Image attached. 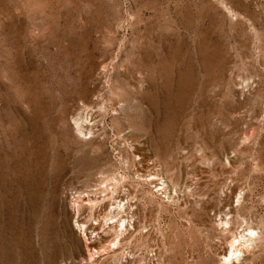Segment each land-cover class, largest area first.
Listing matches in <instances>:
<instances>
[{
	"label": "rangeland",
	"instance_id": "1",
	"mask_svg": "<svg viewBox=\"0 0 264 264\" xmlns=\"http://www.w3.org/2000/svg\"><path fill=\"white\" fill-rule=\"evenodd\" d=\"M233 185L264 264V0H0V264H89L86 191L144 225L94 264H219L202 200Z\"/></svg>",
	"mask_w": 264,
	"mask_h": 264
},
{
	"label": "bare ground",
	"instance_id": "2",
	"mask_svg": "<svg viewBox=\"0 0 264 264\" xmlns=\"http://www.w3.org/2000/svg\"><path fill=\"white\" fill-rule=\"evenodd\" d=\"M203 51V50H202ZM206 52V51H205ZM205 55V54H204ZM207 55V54H206ZM205 55V56H206ZM203 56V57H205ZM128 77V76H127ZM163 84V83H162ZM172 87V85H171ZM89 90V89H87ZM86 90V91H87ZM91 92V91H89ZM94 93V92H93ZM86 94V93H85ZM89 95V94H87ZM90 97V96H89ZM92 97V95H91ZM90 97V98H91ZM88 98V97H87ZM185 98V97H184ZM91 100V99H90ZM155 100V99H154ZM156 105V104H155ZM183 105V104H182ZM157 108V107H156ZM121 112V111H120ZM179 113V112H178ZM171 115V114H170ZM38 119V118H37ZM86 120V117L84 116H80L78 117V119L76 120V127L79 133H84V125H83V121ZM37 121V120H36ZM85 122V121H84ZM174 123V122H173ZM89 128V127H88ZM97 128V127H96ZM42 129V128H41ZM86 131V130H85ZM38 133V132H37ZM34 140V138H33ZM41 142V141H40ZM45 142V141H44ZM41 144V143H40ZM193 144V143H192ZM200 145V144H199ZM196 146H198L196 144ZM204 146V145H203ZM40 147V146H39ZM183 147V146H182ZM195 147V146H194ZM47 148V147H46ZM50 149V148H49ZM201 149V148H200ZM206 150V149H204ZM48 151V150H47ZM46 151V152H47ZM189 151V150H188ZM201 151V150H200ZM43 152V151H42ZM73 152V151H72ZM180 152V151H179ZM207 152V151H206ZM60 153V152H59ZM191 152H189L190 154ZM45 154V152L43 153ZM57 154V153H56ZM64 154V153H63ZM205 154V153H203ZM207 154V153H206ZM205 154V155H206ZM211 154V152H210ZM209 154V155H210ZM48 155V154H47ZM61 155V154H60ZM68 155V154H67ZM93 155V153H92ZM192 155V154H191ZM202 155V154H201ZM58 156V155H57ZM63 156V155H62ZM66 156V154H65ZM69 156V155H68ZM98 156V155H97ZM212 156V155H211ZM67 157V156H66ZM99 157V156H98ZM63 158V157H62ZM165 158V157H164ZM202 158V156H201ZM204 158V157H203ZM202 158V159H203ZM39 159V158H38ZM48 159V158H47ZM61 159V158H60ZM71 158H68V160ZM98 159V158H97ZM209 159V157H208ZM16 160V159H15ZM46 160V159H44ZM34 161V160H33ZM61 161V160H59ZM49 162V161H48ZM70 162V161H69ZM195 162V160H194ZM197 162V161H196ZM45 163V162H44ZM47 163V162H46ZM45 163V164H46ZM93 163V162H92ZM95 163V162H94ZM63 164V162H62ZM139 164V163H138ZM96 165V164H95ZM188 165V164H187ZM43 166V165H42ZM45 166V165H44ZM49 166V165H48ZM61 166V164H60ZM65 166V165H64ZM172 166V165H171ZM201 166V165H200ZM35 167V166H34ZM46 167V166H45ZM63 167V165H62ZM61 167V168H62ZM66 167V166H65ZM64 167V168H65ZM168 167V166H167ZM56 168V167H55ZM69 168V167H68ZM44 169V168H43ZM221 169V168H220ZM59 170V169H58ZM192 170V169H191ZM61 171V170H60ZM69 171V170H68ZM16 172V171H15ZM54 172V170H53ZM52 172V173H53ZM73 172V171H72ZM207 172V171H206ZM215 172V171H214ZM44 173V172H43ZM42 173V174H43ZM82 173V172H81ZM101 173V172H100ZM211 173V172H208ZM245 173V172H244ZM41 174V175H42ZM64 174V173H63ZM92 174V173H91ZM90 174V175H91ZM58 175V172H57ZM114 175V174H113ZM43 176V175H42ZM67 176V175H66ZM65 176V177H66ZM74 176V175H73ZM83 176V175H82ZM158 176V175H157ZM246 176V175H245ZM84 177V176H83ZM156 177V175H155ZM241 177V176H240ZM44 178V177H43ZM80 178V177H79ZM109 178V177H108ZM154 178V176H153ZM157 178V177H156ZM154 178V179H156ZM35 179V178H34ZM41 179V178H40ZM59 179V178H58ZM82 179V178H81ZM105 179V178H104ZM101 180V181H104ZM153 179V180H154ZM160 181V184L162 187V189H164L166 191V181L160 177V179H156ZM242 180V179H241ZM42 181V180H41ZM58 181V180H56ZM109 181V180H108ZM37 182V181H36ZM191 182V181H190ZM42 183V182H41ZM104 183V182H103ZM106 183V182H105ZM210 183V182H209ZM40 184V183H39ZM38 184V185H39ZM228 184V183H227ZM42 185V184H41ZM104 185V184H102ZM101 185V186H102ZM202 185V184H201ZM214 185V184H213ZM232 185V184H231ZM189 186V185H188ZM200 186V185H199ZM229 186V185H228ZM97 187V186H96ZM201 187V186H200ZM199 187V188H200ZM222 187V186H221ZM40 188V187H39ZM92 188V187H91ZM89 189V188H88ZM106 189V188H105ZM202 189V187H201ZM224 189V188H223ZM229 189V187H228ZM232 189V193H226L224 195L223 198H221L219 201H216L215 197L213 199V196L211 193H206L205 196H203V205L204 208L206 210H212L215 213L214 215H218L219 217V223H222L221 225L224 226L228 225L227 227H225V231L227 232V234H222L221 236H219V238L217 241H214L211 243V247L213 249V254L216 255V258H218V262L219 264H247L249 263L251 260H253V256L254 254L257 252V250L260 249L262 243H263V239L262 236H260L257 232V228L256 226L250 222L247 217H245L244 211L242 212L240 207L235 206L236 204L233 203V198L234 196L232 195L233 193H236L237 190V186L233 185ZM243 189V188H241ZM239 188V190H241ZM205 190V189H204ZM222 190V189H221ZM92 191V190H91ZM212 191V190H211ZM229 191V190H228ZM227 191V192H228ZM243 191V190H242ZM79 192V191H78ZM89 191H86L85 193H87ZM204 192V191H203ZM213 192V191H212ZM241 192V191H239ZM82 194V193H77V195H73V199L71 202V209L74 210V213L76 214L75 220H74V225L76 226V229L79 231L80 235H81V243L83 244L84 249L87 251V255H88V261H86L89 264H94L95 258L96 257H100L103 255H107L106 257L110 256V257H114L115 255H117L120 252V249L123 245V243L125 241H127L133 234L134 232L138 231V229H141L143 226H138V224L136 223V218H138L139 216H137L138 214V210L135 209V207H131L133 205L128 204V202L126 203V201H122V199H115V198H111L112 196H110L109 198H105L104 197H95V198H91L88 196V194ZM93 193V192H92ZM97 193V192H96ZM105 193V192H103ZM115 193V192H114ZM216 193V192H215ZM222 193V192H221ZM244 193V192H243ZM57 194V193H56ZM98 194V193H97ZM116 194V193H115ZM220 194V193H219ZM224 194V193H222ZM241 194V193H240ZM96 194L94 193L93 196H95ZM113 195V194H112ZM130 195V194H129ZM201 195V194H200ZM242 195V194H241ZM247 195V194H246ZM88 196V197H87ZM103 196V194L101 195ZM108 196V195H107ZM115 196V195H114ZM122 196V195H121ZM131 196V195H130ZM238 196V195H236ZM243 196V195H242ZM124 197V196H123ZM134 197V196H133ZM199 197V196H198ZM56 198V196H55ZM101 198V199H99ZM135 198V197H134ZM132 199V197H131ZM110 204L107 203V205L105 206L104 204L107 201H111ZM242 199H239L237 201H241ZM106 201V202H105ZM128 201V199H127ZM132 201V200H131ZM133 201H135L133 199ZM70 202V201H69ZM56 203V201H55ZM135 203V202H134ZM139 203V202H138ZM32 207H33V212H32V216L30 219L32 226V230H31V237L34 239L36 236H39L38 234V230H37V225H38V221H37V217H38V210L36 207V202L34 201V199L31 202ZM133 204V203H132ZM244 204V203H243ZM57 205V204H56ZM135 205V204H134ZM138 205V204H137ZM239 205V204H237ZM87 206H89L90 208V212L92 213V211H94L93 209L97 208V212L98 209L99 213L103 214L104 216H101V219L93 218L91 219V224H88V222H83L82 223L79 221V217H80V212L81 210L83 211L84 208H86ZM100 207V208H99ZM242 207V206H241ZM88 209V208H87ZM245 209V208H244ZM86 210V209H85ZM84 210V211H85ZM89 210V209H88ZM87 210V211H88ZM194 210V209H193ZM192 212L190 213H193ZM196 210V209H195ZM96 211V210H95ZM31 212V211H30ZM50 212V211H49ZM142 212V211H141ZM200 212V211H199ZM73 213V214H74ZM85 213V212H84ZM83 213V214H84ZM189 213V214H190ZM195 213V212H194ZM209 213V212H207ZM248 213V212H247ZM57 214V213H56ZM72 214V213H71ZM200 214V213H199ZM239 214V215H238ZM193 215V214H192ZM203 215V214H202ZM70 216V215H69ZM95 216V215H94ZM98 216V215H97ZM250 216V215H248ZM83 217V216H82ZM81 217V218H82ZM203 217H205L203 215ZM208 217V215H207ZM91 218V217H90ZM142 218V216H141ZM140 218V219H141ZM201 218V217H200ZM210 218V216H209ZM134 219V220H133ZM139 219V218H138ZM198 219V218H197ZM258 219V218H257ZM104 221L103 225L101 224L102 221ZM201 220V219H199ZM204 220V219H203ZM101 221V222H100ZM139 221V220H138ZM142 221V220H141ZM209 221V220H208ZM202 222V221H201ZM206 223V222H205ZM211 223V222H210ZM218 223V222H217ZM216 223V224H217ZM256 223V222H254ZM258 223V222H257ZM262 223V222H261ZM106 224V226H104ZM199 224V223H198ZM201 224V223H200ZM203 224V223H202ZM201 224V225H202ZM209 224V223H208ZM207 224V225H208ZM68 225V224H67ZM213 225V224H212ZM220 225V224H219ZM220 225V226H221ZM260 225V224H259ZM204 226V225H203ZM210 226V225H209ZM218 226V225H217ZM242 227V228H241ZM263 227V226H262ZM75 228V227H73ZM209 228V227H208ZM210 229V228H209ZM218 229V228H217ZM241 229V230H239ZM77 230L75 232H77ZM143 230V229H142ZM205 230V229H204ZM139 232V231H138ZM202 232V231H201ZM211 232V229H210ZM220 232V230H219ZM222 232V231H221ZM261 232V231H260ZM18 233V232H17ZM71 233V232H70ZM88 233L92 234L93 236L89 237ZM94 233V234H93ZM137 233V232H136ZM143 233V232H142ZM140 233V234H142ZM224 233V232H223ZM75 234V233H73ZM138 234V233H137ZM203 234V233H202ZM205 234H207V232H205ZM216 234V233H215ZM264 234V233H263ZM114 235V236H113ZM212 235V234H211ZM214 235V234H213ZM60 236V235H59ZM110 239V237H112ZM212 237V236H211ZM215 237V236H214ZM91 238V239H90ZM49 239V238H48ZM68 239V238H67ZM76 239V238H75ZM80 240V239H79ZM208 240V239H207ZM44 241V240H43ZM96 242H109V245L104 246L103 248H97L95 246ZM79 243V242H77ZM210 243V242H209ZM45 244V243H44ZM80 244V243H79ZM58 245V244H57ZM73 246V245H72ZM100 246V245H99ZM210 246V245H209ZM58 247V246H57ZM101 247V246H100ZM81 248V247H80ZM210 249V248H209ZM75 250V249H74ZM264 251V250H263ZM76 252V251H75ZM81 252V251H80ZM124 252V251H123ZM199 252V251H198ZM77 253V252H76ZM212 253V252H211ZM74 254V253H73ZM123 254V253H122ZM201 254V253H200ZM205 254V253H204ZM195 255V254H194ZM199 256V254H197ZM33 256V255H32ZM205 256V255H204ZM208 256V255H207ZM80 257V256H79ZM109 257V258H110ZM124 257V256H123ZM97 258V259H98ZM116 258V257H115ZM85 258L83 257L82 260H84ZM122 259V258H121ZM126 259V258H125ZM208 259V257H207ZM67 260V259H66ZM78 260V259H77ZM87 260V259H86ZM100 260V258H99ZM98 261V260H97ZM125 261V260H124ZM69 262V261H68ZM79 262V261H78ZM81 262V261H80ZM84 262V261H83ZM110 262V261H109ZM121 262V260L119 261ZM127 262V260H126ZM125 262V264H126ZM72 263V262H71ZM107 263V262H106ZM118 263V262H117ZM130 263V262H129ZM74 264V263H73ZM78 264V263H77ZM81 264V263H80ZM98 264V263H97Z\"/></svg>",
	"mask_w": 264,
	"mask_h": 264
}]
</instances>
